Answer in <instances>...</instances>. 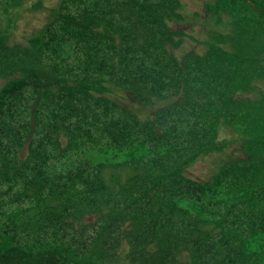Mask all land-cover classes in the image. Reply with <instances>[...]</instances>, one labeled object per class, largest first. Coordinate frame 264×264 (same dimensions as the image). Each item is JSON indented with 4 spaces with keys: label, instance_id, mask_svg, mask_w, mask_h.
<instances>
[{
    "label": "trees",
    "instance_id": "trees-1",
    "mask_svg": "<svg viewBox=\"0 0 264 264\" xmlns=\"http://www.w3.org/2000/svg\"><path fill=\"white\" fill-rule=\"evenodd\" d=\"M46 1L0 0V264H264V0L180 53L182 0Z\"/></svg>",
    "mask_w": 264,
    "mask_h": 264
},
{
    "label": "rangeland",
    "instance_id": "rangeland-1",
    "mask_svg": "<svg viewBox=\"0 0 264 264\" xmlns=\"http://www.w3.org/2000/svg\"><path fill=\"white\" fill-rule=\"evenodd\" d=\"M57 0L46 1L45 5L52 7L53 3ZM208 0H182L185 4L184 8L188 15L187 18V25H186V33L188 37L185 41L183 47L177 51L186 52L191 49H195L199 51L202 47L201 42L205 39V33L209 28L204 24L206 20L205 16V5ZM29 6H25L24 8L27 9ZM197 13V17L194 15ZM47 11L42 10L39 12H27L22 11V18L21 21L18 22L16 37L21 38L22 36L28 35L32 29H36L37 27H42L43 24L46 22ZM211 25V24H210ZM127 97V96H125ZM120 158V159H117ZM112 161L109 158H104L102 156L97 157V161ZM122 161L124 157L119 155L114 159V161ZM215 156L205 157L197 161L189 170L188 175L194 179H206L215 168Z\"/></svg>",
    "mask_w": 264,
    "mask_h": 264
}]
</instances>
